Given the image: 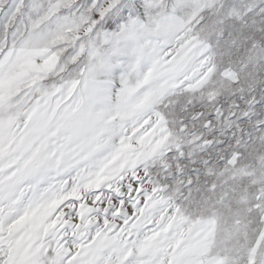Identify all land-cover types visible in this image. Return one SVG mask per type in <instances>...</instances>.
I'll list each match as a JSON object with an SVG mask.
<instances>
[{"label":"snow or ice","instance_id":"1","mask_svg":"<svg viewBox=\"0 0 264 264\" xmlns=\"http://www.w3.org/2000/svg\"><path fill=\"white\" fill-rule=\"evenodd\" d=\"M0 264H264V0H0Z\"/></svg>","mask_w":264,"mask_h":264}]
</instances>
